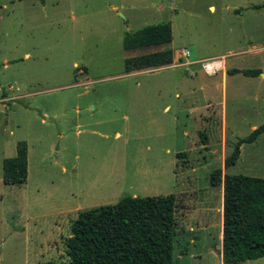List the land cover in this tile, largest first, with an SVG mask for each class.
Instances as JSON below:
<instances>
[{
  "label": "rangeland",
  "instance_id": "obj_1",
  "mask_svg": "<svg viewBox=\"0 0 264 264\" xmlns=\"http://www.w3.org/2000/svg\"><path fill=\"white\" fill-rule=\"evenodd\" d=\"M165 22L169 44L122 48L126 33ZM163 49H186L195 64L124 71L126 58ZM228 51L237 66L264 69V0H0V264L66 262L80 211L168 195L173 264H222L211 173L264 177V133L223 168L264 122V83L258 102L237 97V83L222 99L221 76L202 71ZM19 141L26 182L4 185L2 162Z\"/></svg>",
  "mask_w": 264,
  "mask_h": 264
},
{
  "label": "trees",
  "instance_id": "obj_2",
  "mask_svg": "<svg viewBox=\"0 0 264 264\" xmlns=\"http://www.w3.org/2000/svg\"><path fill=\"white\" fill-rule=\"evenodd\" d=\"M43 3L44 0H38ZM172 41L169 22L126 33L124 50L167 44ZM172 50H162L124 60L126 73L170 65ZM258 76L260 70H242ZM264 133V122L240 138L224 159V170L233 166L242 144H252ZM28 148L16 143V154L2 162L4 185L20 186L28 175ZM209 184L222 187L221 263L233 264L264 258V177L211 173ZM176 201L174 195L124 197L115 204L80 211L64 246L68 260L58 264H173ZM45 264H56L47 262Z\"/></svg>",
  "mask_w": 264,
  "mask_h": 264
},
{
  "label": "crops",
  "instance_id": "obj_3",
  "mask_svg": "<svg viewBox=\"0 0 264 264\" xmlns=\"http://www.w3.org/2000/svg\"><path fill=\"white\" fill-rule=\"evenodd\" d=\"M209 9H210V11L215 10V8L213 6H209ZM169 43H167V44H169ZM161 45H165V44H161ZM161 45L144 47V48H137V49L128 50V51H140V50L144 51L145 49L152 48V47H158V46H161ZM163 50H168V49H163ZM183 50H186V49H183ZM159 51H162V50H159ZM181 51H179L177 53V57H175L174 53H173V59H174V60H172V62H174L173 66H176L177 62L180 63V66H191V65H194L195 64L194 62H191L192 63L191 65L190 64L189 65H182V63L185 62V58L181 57V56H183V54L181 55ZM156 52H158V51H156ZM172 52H173V50H172ZM186 52H187V50H186ZM143 55H146V54H143ZM187 55H188V52H187ZM233 55H234V53H232L230 51L226 52V54H224V55H221V57H223L224 59H223V63H222V69L219 72H217L215 74H212V75H209V74L205 73L203 70L202 71L208 76H215L217 74H219V76H221L220 77V79H221L220 89H221V93H222V99H224L226 97V92L228 90V87L231 88L232 83L233 84L237 83V85L235 86L236 90L234 91V94L237 97H240V98L250 97L251 104L255 103V102H258L259 100H261L260 89L258 87H260L261 84L264 83V69H260V68H257V69H243V68L237 66L238 59H237L236 56H233ZM232 57H233V59H231ZM170 65H167V66H164V67H169ZM164 67H160V68H164ZM152 69H158V68H152ZM235 70H237V71H242V70H260L261 73L258 76H245V75H243L240 72L235 73L234 72ZM237 78H241V79H237ZM238 80H240V81H238ZM239 83H241L243 86H239L238 85ZM246 86L248 87L247 91H250L251 93H246L247 91H239L238 88H243V87H246ZM223 102H224V100H223ZM224 116H225V114H224ZM223 123H224V125H226V116H225V119H224Z\"/></svg>",
  "mask_w": 264,
  "mask_h": 264
},
{
  "label": "built area",
  "instance_id": "obj_4",
  "mask_svg": "<svg viewBox=\"0 0 264 264\" xmlns=\"http://www.w3.org/2000/svg\"><path fill=\"white\" fill-rule=\"evenodd\" d=\"M185 55L187 58V56H188L187 52H185V50H184V52H183L184 58H185ZM223 59L224 58L221 57V58L210 60V61H204L201 63V69L209 75L215 74L222 69ZM189 64H190L189 62H187V64H185V62L182 63V65H189Z\"/></svg>",
  "mask_w": 264,
  "mask_h": 264
},
{
  "label": "water",
  "instance_id": "obj_5",
  "mask_svg": "<svg viewBox=\"0 0 264 264\" xmlns=\"http://www.w3.org/2000/svg\"><path fill=\"white\" fill-rule=\"evenodd\" d=\"M221 244H222V238H221ZM218 254H219V256H221V252H219Z\"/></svg>",
  "mask_w": 264,
  "mask_h": 264
}]
</instances>
